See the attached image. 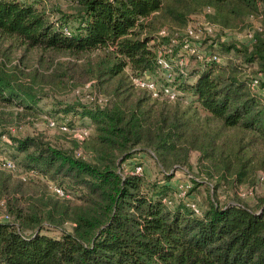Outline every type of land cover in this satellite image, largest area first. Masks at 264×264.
Returning a JSON list of instances; mask_svg holds the SVG:
<instances>
[{
  "label": "trees",
  "instance_id": "trees-1",
  "mask_svg": "<svg viewBox=\"0 0 264 264\" xmlns=\"http://www.w3.org/2000/svg\"><path fill=\"white\" fill-rule=\"evenodd\" d=\"M69 2L60 12L0 0L3 122L87 81L102 95L55 111L89 120L88 136L70 147L0 128L15 151L10 159L19 160L15 171L0 169V214L8 217L0 221V264H264V196L255 208L237 199L220 205L212 191L196 213L167 183L193 152L214 189L251 187L264 175V0ZM205 9L222 28L253 18L249 43L216 49L213 41L203 51L205 37L193 47L191 17ZM231 50L241 63L222 61ZM144 73L177 97L136 87L131 77ZM138 150L153 152L161 179L123 167Z\"/></svg>",
  "mask_w": 264,
  "mask_h": 264
},
{
  "label": "rangeland",
  "instance_id": "rangeland-1",
  "mask_svg": "<svg viewBox=\"0 0 264 264\" xmlns=\"http://www.w3.org/2000/svg\"><path fill=\"white\" fill-rule=\"evenodd\" d=\"M25 2L36 3L37 6L43 5L47 8H52L53 10H58L60 12H69V0H22ZM211 9H205L202 12L193 15L191 17V29L193 31V39L188 42L193 45V47L199 46V41L202 38L209 37L210 40L203 47L205 49H210L209 43L216 44L217 47L220 46V43H239V44H248L251 40V33L253 26H256L255 20L253 18H248L245 25H242L239 28H222L219 25L210 22L205 13L210 12ZM169 29V28H168ZM183 31V30H182ZM180 31L179 33H181ZM200 39L199 41H197ZM6 44L0 47V50L5 48ZM215 48V47H214ZM222 55V61H235L241 63L240 56L233 50L229 52L220 53ZM93 56V54L91 55ZM254 67L248 68L247 71H253ZM101 94L94 89L92 82H85L80 86H76L65 93L55 92L41 99L37 105V110L35 113L27 115L26 117L20 116L15 120H8L3 122L5 117H0V128L4 127L6 131H10L13 135H41L46 140L50 141L55 145H60L64 147H70L72 144L73 133L68 131H61L57 127H50L48 124L49 119H54L58 122H68V120H75L76 130L86 129V126L89 125V120L87 118L80 119L78 116L73 117V113H69L66 116L63 112H55L58 110L60 105H68L71 103H87L93 97H96L101 100ZM190 96L186 97V100L189 101ZM18 109V108H17ZM59 109H62L59 108ZM19 111V109H18ZM61 111V110H60ZM11 116H8V118ZM70 120V121H71ZM7 137L3 136L0 139V156L11 158L15 153L14 149L8 146ZM198 154L193 152L189 156V165L184 167H178L177 169H172L169 171L170 174H173V177L167 181L169 185L173 187V193L176 192L174 189L175 185L181 181L187 182L190 185L187 195L183 200L185 202H194L197 203L199 208H204L207 199L213 191V197H215L220 205L230 202L232 200H240L243 203H246L248 206L255 208L258 200L264 196V182L256 181V184L253 186H244L240 190L238 188L229 187L225 185H220L216 189L212 188V184H215L214 179H209L204 176L201 172L198 161ZM16 162L19 160L16 158ZM140 163L143 167V174L148 179H161L162 175L159 171V167L155 162L153 152L138 150L133 156L124 163L123 167L125 169L130 168L132 163ZM18 173V172H17ZM17 173L13 174L17 176ZM20 174L18 173V176ZM192 177L197 178L200 184L195 185L192 181ZM175 194V193H174ZM64 230H70L71 226L66 224L63 228ZM43 232L52 236H58L61 234L59 229L55 228H43Z\"/></svg>",
  "mask_w": 264,
  "mask_h": 264
},
{
  "label": "built area",
  "instance_id": "built-area-1",
  "mask_svg": "<svg viewBox=\"0 0 264 264\" xmlns=\"http://www.w3.org/2000/svg\"><path fill=\"white\" fill-rule=\"evenodd\" d=\"M65 30L68 32V28H65ZM165 30L162 29L159 33L161 35L165 34ZM190 34H193V32L191 30L188 31ZM217 61H220L219 59L216 58ZM160 63L161 66L164 70L165 75L169 77L170 75L168 74V64L165 61V59L160 58ZM132 83L141 89H145L146 91H148L153 97L159 96L160 94L164 95L165 97L173 100L177 97L178 95V91L174 89V87H172L170 84L169 85H164V84H160L158 83L155 78L149 74V73H144L142 75H134L131 77ZM257 85V79L254 78L252 80V86L255 87ZM48 124L50 127H57L59 128L61 131H68L73 133V136L75 137V139H77L79 142L83 141L89 133V130L87 129H82V130H76L75 128H69L67 126L66 122H58L54 119H49L48 120ZM77 154H80V152H78ZM16 162L14 160H11L10 158L7 157H2L0 156V169L3 170H8V171H15L16 170ZM133 172L138 173V174H143V167L140 163H132L131 167ZM22 179H25V176L22 177ZM259 181L264 182V175L262 173L259 174L258 176ZM190 188L189 183L181 181L178 184L175 185L174 189L176 190L175 195H176V199L177 200H183V198H185V196L188 193V190ZM54 191L57 193V195L62 196L63 195V191L62 189L58 188V187H53ZM187 205H189L196 213H200V208L197 205V203L194 202H186ZM8 220V217L0 214V221H6Z\"/></svg>",
  "mask_w": 264,
  "mask_h": 264
}]
</instances>
